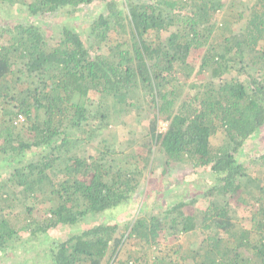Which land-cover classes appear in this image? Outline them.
Masks as SVG:
<instances>
[{
	"label": "trees",
	"instance_id": "1",
	"mask_svg": "<svg viewBox=\"0 0 264 264\" xmlns=\"http://www.w3.org/2000/svg\"><path fill=\"white\" fill-rule=\"evenodd\" d=\"M96 1L86 39L69 15ZM240 1L0 0L11 20L0 19L1 259L41 246L48 264H113L130 242L123 264H264V169L251 170L264 153L242 156L264 127V0L221 16ZM63 15L57 33L44 28ZM120 118L146 124L126 155L99 136ZM91 122L102 147L83 156ZM159 160L163 173H209L196 187L206 206L145 210L147 190L120 223L113 210ZM181 236L199 240L160 247Z\"/></svg>",
	"mask_w": 264,
	"mask_h": 264
},
{
	"label": "rangeland",
	"instance_id": "2",
	"mask_svg": "<svg viewBox=\"0 0 264 264\" xmlns=\"http://www.w3.org/2000/svg\"><path fill=\"white\" fill-rule=\"evenodd\" d=\"M238 1V0H237ZM244 0H241L238 2V4L235 7H228L226 10H224L221 16H227L229 17L230 13L235 15H238L240 9L245 7L243 5ZM234 4L233 0H229V5ZM6 8V7H3ZM12 8V7H10ZM232 10V11H231ZM103 11V5L101 3H98L97 1L90 4H82L78 7L77 10H74V14L69 15L72 19L68 20L69 25H75L80 30V32L85 36L87 39L90 32V24L92 21L99 15V12ZM228 11V12H226ZM231 11V12H230ZM230 12V13H229ZM8 12L3 9L0 11V19L4 21V18L8 19L7 22H10L11 20L8 18ZM67 17L65 15L59 16V17H51L47 18L44 24V28L46 26H51L52 31L54 33H57L59 31L60 23L62 20H65ZM31 21L33 22H42V18H31ZM46 25V26H45ZM47 29V28H46ZM236 75V74H235ZM243 78V77H242ZM122 119H118L116 124H112L110 128L102 131L99 136L100 138H106L107 143H114L116 146H118V150L123 151V153L128 154L134 151L135 146L138 145V139L141 137L142 130L140 128H137V126H146L144 122L141 124H133L126 125L121 123ZM129 122V121H128ZM131 123V120H130ZM20 127L22 129L20 131H23V135H26V131H24L25 127L29 125V123L21 118V122H19ZM166 123H160V128L165 130ZM88 129V130H87ZM87 132H89V137L93 138L94 136L99 133V131H95L94 123L91 122V125L87 128ZM94 140H91L90 143L85 142H79V153L83 156H87L91 151H94L93 148L99 147L101 148L102 145L100 143V138L98 136ZM221 137H215L213 138V143L217 144L219 143ZM93 141V142H92ZM99 143V144H98ZM247 150L242 152V156L245 158V161H252L256 160L258 157L264 153V127L263 131L259 136H257L256 139L251 141L247 145ZM122 153V154H123ZM121 154V155H122ZM120 155V157H122ZM241 156V157H242ZM240 158V156H239ZM132 162V161H131ZM124 168L128 169L132 166V163L130 165H127L124 163ZM153 170L151 173H149L148 181H143L142 186L140 190L135 194L133 200L128 204H124L115 210H113V214L117 216V220L120 221V223H126L131 221V219L136 215L134 213L138 206L142 203V201L145 198V193L147 190L151 194V197L147 203V207L145 210H151L155 209L158 210L159 206H162V209H166L170 203H176L180 200L183 201H190L193 197L199 196V202L197 205H200L201 207L206 206V202L203 197H200V194L198 193V190L196 187L198 186H206L208 185V180L212 178V176L207 172H199L197 176H192V171H190V168L182 167V166H176L174 169H169L166 173H163V169L166 165L164 162L159 160L154 164ZM128 167V168H127ZM263 170L264 167L260 165V163H254L251 165V170L256 171L257 169ZM190 176L189 181H185L186 177ZM165 191L164 193H160L157 196L158 192ZM146 202V201H145ZM192 207L190 204L187 205L186 210L190 212ZM93 220V219H92ZM91 223V221H89ZM89 223V224H90ZM65 230V229H64ZM67 233V230L60 231V229L55 230L53 232V238L58 239V237H64ZM23 238L27 240L29 238V233H24ZM199 240V237H194L190 239V236H181L178 238V240L171 239L169 241H161L160 247H176L178 244H184L188 246L190 243H196V241ZM132 245H130V242L124 243V247H122V252L120 256L115 260L113 264H123L122 261L127 259V252L131 250ZM45 247H38L35 249H31L30 251H27L29 253H26L24 251L20 252L19 255L16 254V256H6L4 259L0 258V264H26V259L35 258L36 264H48V262L45 260L44 257V249ZM154 250H150L149 252L151 255L156 253L155 247ZM127 250V251H126ZM43 252V253H42ZM146 262V261H145ZM145 262H139L138 264H145Z\"/></svg>",
	"mask_w": 264,
	"mask_h": 264
}]
</instances>
